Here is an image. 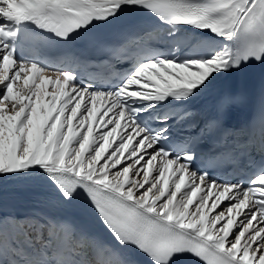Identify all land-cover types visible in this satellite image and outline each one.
Masks as SVG:
<instances>
[{
    "label": "snow or ice",
    "instance_id": "obj_1",
    "mask_svg": "<svg viewBox=\"0 0 264 264\" xmlns=\"http://www.w3.org/2000/svg\"><path fill=\"white\" fill-rule=\"evenodd\" d=\"M135 13L155 23L110 48L106 87L23 55ZM252 63L264 65V0H0V180L31 177L62 205H89L111 238L0 216V264H264V120L242 144L224 129L205 150L223 126L194 134L189 107Z\"/></svg>",
    "mask_w": 264,
    "mask_h": 264
},
{
    "label": "bare ground",
    "instance_id": "obj_2",
    "mask_svg": "<svg viewBox=\"0 0 264 264\" xmlns=\"http://www.w3.org/2000/svg\"><path fill=\"white\" fill-rule=\"evenodd\" d=\"M230 73L219 77L217 80L213 81V83L210 86L221 84L223 81H225L228 78ZM147 75H150V73H148ZM101 106H102V102L101 101H97V107H101Z\"/></svg>",
    "mask_w": 264,
    "mask_h": 264
}]
</instances>
